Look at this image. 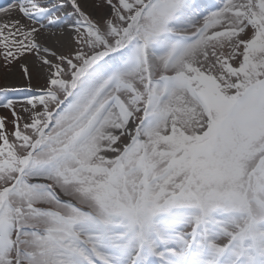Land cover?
Segmentation results:
<instances>
[{"label":"snow or ice","instance_id":"1","mask_svg":"<svg viewBox=\"0 0 264 264\" xmlns=\"http://www.w3.org/2000/svg\"><path fill=\"white\" fill-rule=\"evenodd\" d=\"M0 70V264H264V0H9Z\"/></svg>","mask_w":264,"mask_h":264},{"label":"bare ground","instance_id":"2","mask_svg":"<svg viewBox=\"0 0 264 264\" xmlns=\"http://www.w3.org/2000/svg\"><path fill=\"white\" fill-rule=\"evenodd\" d=\"M7 3H9V0H0V7L2 6H6ZM52 41L49 40V43H51ZM8 82H13L12 80H8Z\"/></svg>","mask_w":264,"mask_h":264},{"label":"rangeland","instance_id":"3","mask_svg":"<svg viewBox=\"0 0 264 264\" xmlns=\"http://www.w3.org/2000/svg\"><path fill=\"white\" fill-rule=\"evenodd\" d=\"M5 82H6V80H5V77L3 75V72H2V70H0V86H2Z\"/></svg>","mask_w":264,"mask_h":264}]
</instances>
